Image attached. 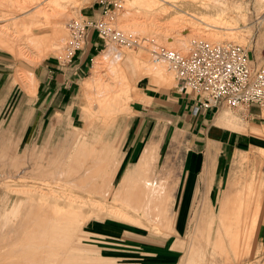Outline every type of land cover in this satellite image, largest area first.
<instances>
[{
  "label": "bare ground",
  "instance_id": "bare-ground-1",
  "mask_svg": "<svg viewBox=\"0 0 264 264\" xmlns=\"http://www.w3.org/2000/svg\"><path fill=\"white\" fill-rule=\"evenodd\" d=\"M42 1L0 0V8L5 7L20 12H25L31 7L37 6V10L33 11L34 13L28 17L29 21L23 24V28L20 31L21 35L26 33V37L23 38H26L29 44L36 45L35 47L38 49L37 56L43 55L44 43L41 36L39 37V35L33 33L32 28L34 26L41 28L49 24L52 25L54 20H56L55 18H64L65 10L76 2V0H48L43 9H38ZM164 1L176 2L177 0ZM195 1H199L202 8L209 9V7H212L216 9L217 18L214 21H210L207 17L203 18L206 24L205 27L193 28L191 26L194 23L192 24L191 19L185 17H180L176 21L165 22L163 25L156 17L169 10L170 7L167 4H161V0H131L132 8L134 5L138 8L136 12L128 11V9L123 13L121 27L125 31H133L134 34L136 32L142 37L138 38V41L136 40L142 55L140 56L139 53L129 55L130 62L127 58V62L132 65H130L134 71L132 73L140 75V78H144L143 80H146L148 76H153L159 80L171 78L173 74L168 71L166 61L159 56L161 50L171 48L187 53L190 39L197 40L203 35L211 38L209 40L211 42H223L226 38L234 39L235 42L242 40L241 35L233 27L235 24L233 25L230 19H227L229 11L241 10L242 6L240 3L234 4L228 0H193V2ZM263 1L260 0V2ZM2 10L4 9L2 8ZM12 14H6L5 12L0 14V20L7 18L6 21H8V23L6 22L7 24L0 25V45L5 47L15 58L24 57L29 61L26 56L27 46L23 45L25 47H20L12 39H9L12 34H9L7 29L15 23V25H18L17 21H15L16 18L10 16ZM41 15L42 17L40 18ZM60 21L62 22L63 20ZM187 22L189 28L186 26ZM53 27L55 29V26ZM107 28L111 29L109 25H107ZM144 35L154 36L156 39L152 43V39L149 37L143 38ZM144 39L146 40L144 41ZM153 51H155L154 53L157 56L151 61L150 55H152ZM112 56L111 52H107L96 59L93 75L85 81V90L89 91L93 88L100 90L93 99V102H96L95 108L92 106V108H88L89 106L82 107L80 121H74L70 126L74 147L78 144L81 137L84 140H89L88 130L92 128L91 126L94 123L99 126L96 127L99 128L96 130L98 139L94 140L95 143L89 140V144L85 141L82 144L85 146H82V150H80V147L76 152L68 155V161L64 160L65 167H57L54 173L49 174L56 181L62 179L63 183H71L76 188L90 186L88 192L93 196L98 194L101 200L96 201V204L86 203L78 201L77 198L71 199L69 196L57 197L53 192L38 190L35 186L34 188H31V186H10L0 181L2 198L5 196L12 197L17 202L25 201L29 206L37 205L41 201L43 204L47 201H52L56 209L60 206L58 203L61 199L62 201L65 200V207L68 208L66 212L58 209L55 210L56 212L48 214H36L40 218L30 219L33 213H24V207L21 204L12 203L8 211L0 214L4 216L0 220V264H90L85 262L86 254L83 253L84 249L77 247V245L73 246L72 232L74 229L79 230L82 225L91 220H96L94 223H100L99 221H104L108 218L139 227L147 226L141 222L138 223L139 217L136 218L135 215L129 212L121 211V204L128 205L129 208L139 211L140 217L141 214L149 213L150 218H155V220H148V222L156 229L160 227L163 229L169 225V220H172L171 213L167 211L170 191H165L163 185L161 188L154 185L149 187V189H145L146 186L139 179L140 177L147 178L144 169H142L143 171L133 172L127 168L119 185L117 184L118 187H114L123 169L122 159L120 160L117 155L116 158L114 157L115 163L105 168L103 175L100 176V181L97 182L99 178L97 173L102 167L96 166L102 163L95 160V156L92 155L88 148L93 151V148L105 145L107 138L104 140V135L106 136L109 130H112L111 126L116 124L120 118H125V114L132 113L133 110L131 108L133 99L131 95L132 85L124 72V67L117 65L113 68L115 77L120 80H117L119 81L117 93H114L112 85L106 83L101 77L100 69L104 67L102 65ZM141 58L142 62L139 60ZM23 77L20 84L25 94L29 96L35 95L38 89L36 77L32 73L27 74L25 72ZM79 100L78 102H80ZM89 103H92V100ZM153 148L152 145L146 148L147 155L153 152ZM152 159H154L152 156L140 158L143 162L139 165L145 166ZM92 160H95L93 165L91 164ZM63 169L66 173L63 172ZM249 178L250 184L243 186V181ZM223 181L225 180L223 179ZM38 198H40L39 202ZM109 202L120 205L118 207L109 206ZM263 218L264 175H250L247 172H241L234 179H227V185L220 195L217 207L212 204L202 203L194 209L193 217L190 219L193 221V227L184 239L187 251L183 256L182 264H211L213 260H216L217 255L223 259L221 262L218 261L219 263L217 264H237L249 254L252 240L256 237H263L264 233H262L263 231L260 227V222L264 220ZM261 246V250L264 251L263 241Z\"/></svg>",
  "mask_w": 264,
  "mask_h": 264
},
{
  "label": "rangeland",
  "instance_id": "rangeland-1",
  "mask_svg": "<svg viewBox=\"0 0 264 264\" xmlns=\"http://www.w3.org/2000/svg\"><path fill=\"white\" fill-rule=\"evenodd\" d=\"M228 1L233 2L234 4L240 3V5L242 6L241 10H231L229 11V13H227L228 17L226 16L228 20L230 19L233 25L235 24L233 26L235 27V31L238 32V34L242 37V40H239L236 43L240 42L239 44L249 50L251 59L254 61V65L256 67L264 69V1ZM47 2L48 0H43L38 6V9H43L46 6ZM161 4H167L168 7H170L166 13L161 14L163 16L157 15L156 17L159 22L163 25L165 24V22L168 23L170 21H176L180 17H185L191 19L192 24L194 23V25L191 27L199 28L206 26V24L204 23L205 20H203V18L207 17L210 19V21H214L217 18L216 9H213L212 7H209V9L202 8L201 3L199 1L193 2V0H177L176 2H165L164 0H161ZM71 5V7L69 6V9L67 8L65 10V14L63 16L64 18L60 17L55 18L56 20L53 19L54 22L52 23V25L49 24L48 26H44L41 28H37L36 26H34V28H32L33 33L39 35V37L41 36V38L43 39L42 41L44 43V53L42 56H37L38 49L35 47L36 45L34 46L33 44H29V41H26V38H23L26 37V33H23V35L25 34L24 36L21 35L22 33H20L21 29L23 28V24L26 21H29L28 17H30L34 13L33 11L37 10V6L31 7L25 12L15 11L14 9H11V11L9 8L5 7L0 8V14L4 12L6 14L13 13L10 16H14L16 18L15 21H17L18 25H15V23L9 26V28L7 29V32L9 34H12L10 36L11 38L9 39H12L14 43L20 45V47L27 46V51H24H26V56L29 59L28 61L24 57L15 58L8 50H6L5 47L0 45V181L10 186H31V188H34L35 186V188H37L38 190H43L45 192H53L54 194H56L57 197L69 196L71 199L77 198L78 201L96 204L95 202L100 201L101 197L98 194H94L93 196L90 192H88L90 186L76 188L72 186L71 183H63L62 179H60L59 181L57 180V182L52 175L49 176L50 173H54V170L57 167H65L64 160L68 161V155L73 154L80 147V150H82V146L85 147L84 145H82L85 141L89 144V140L94 142V140L98 139L96 130H98L99 128L96 127L99 126L96 123H94L92 126L90 125L92 128H89L88 130L89 140H84L81 137L75 147L72 143L73 135L70 133L71 124L74 121H80V113L82 107L89 106L88 108H95L94 105L96 104V102L94 103L93 99L96 97L97 93L100 90L98 88H93L89 91L85 90V81L93 75V72L95 70L96 59L107 52H111L113 54V56L110 57L107 61H105L102 65L104 67H101L100 69L102 73L101 77H103L106 83L112 85V90H114L113 92L117 93L118 83L120 80L115 77L113 73V68L117 65L122 68L124 67V72L127 74L128 79L132 85V101L136 100L138 94L141 93L138 88L143 84H147L145 86L146 89H152L154 91L159 92H166L172 87H174L177 84V81L179 80L177 79L174 71L171 69L168 62H166L167 68L169 69L168 71L173 74L171 78L169 77L164 80H159L154 78L153 76H148L146 80H143L144 78H140V75L132 73L134 71L133 69H131L132 65L129 63V55L133 53L135 55L138 53L140 56L142 55V52H140L141 50L137 44L138 38H140L141 36L136 32L134 34L133 31H125L121 27V17L123 13L128 9V11L136 12L138 8L136 7V5H134V7L132 8L131 0H113L109 10L110 15L108 16L105 15L104 8L100 5V0H76V2ZM191 6L192 8H190ZM2 8L4 10H2ZM81 16L85 17L88 21H91L93 23L95 22L99 24L102 22H106L110 23L112 26L108 24L111 28V31H109L110 34L103 36L104 38L99 35V32L97 30H95L96 37L102 42V45L98 51L93 52V61H91L90 69L87 71L86 75L81 80L82 95L80 96L79 105L75 108L72 114L70 112H49L51 110V107H47L45 112H41L38 109L36 110V108H38L37 104L35 105L37 93L33 96L25 94L22 85L20 84L21 79L24 78L23 74L24 72L27 74L32 73L35 76V67L41 64L43 59L50 55V53H53L55 55L58 62L62 61L65 64L72 63L76 59L78 53L83 49L85 41L82 43L80 51L77 52L76 56L71 60V62L68 63L65 60V50L71 38L69 24L72 20L78 19ZM41 17L42 15L40 16V18ZM6 19L7 18H2L0 20V25L7 24L8 21H6ZM60 20L63 21L61 22ZM186 24L185 25L189 28L188 22ZM53 26H55V29ZM144 37L151 38L152 43L153 40L156 39V37L150 35H144L143 38ZM201 39L211 40V38H208L204 35L199 37L197 40ZM134 40L137 41L135 42ZM145 40L146 39H144V41ZM194 41L195 40L190 39L187 51L189 50ZM225 41L235 42L234 39L232 40L230 38H226ZM154 52L155 51H153L152 55H150L151 61H153L157 56V54ZM127 58L129 59V62H127ZM139 60L141 61L142 58ZM122 84L123 83L121 78V86ZM91 100L92 103H89ZM220 114L221 115L218 116V119L216 121V123L219 125H223L239 133L244 132L248 134H252L249 132L251 128L252 130L255 129L254 133L252 134L255 136L252 140V144L245 146V148H242L243 150H237V152H235V154L233 155L231 161H227V164L223 163V165H225V168L223 167L221 170H219V177L217 180L219 183L218 185L221 184L222 186L220 191V193L222 194L227 185V179H234L235 177L239 176L241 172H247L250 175H264V111L262 112L259 110L258 116H254L252 121L243 120L238 110H231L227 107H224L220 111ZM124 116L125 118H120L116 122V124L111 126L112 130H109L108 134L106 135L107 137L104 135V140L107 138L105 145L99 146L98 148H93V151L92 149L88 148L92 155L95 156V160L99 161V163H102L96 166L102 167L100 168L101 170L99 169L100 171L97 173L99 175L97 182L100 181V176L103 175L102 173L103 171H105V168L115 163L116 155L120 158V160L123 158V146L126 145H123V142L126 138V135H128L129 127L133 120V113L125 114ZM221 120H224L225 123H221ZM156 141H158V139L155 141L153 140L151 142L155 143ZM179 141L180 136H175L173 142L178 143ZM150 145L148 144L146 148H148ZM152 146L154 147L153 152L150 155H147L148 152L145 149L141 157L147 158L152 156L154 158L150 162L146 163L145 166L139 165L143 162L142 160H139V163L137 162L132 165L126 164V166L124 167H127L130 171L133 172L143 171L142 169H144L147 178L140 177L139 179L143 183V185L146 186L145 189H149V187H153L154 185L161 188V186L163 185L165 191H170L169 183H171V177H166V172L161 177H153V173L155 171L158 172V170L166 169H168V171H171V168H166L167 160H170L171 163L172 161H174V164L177 165L183 159V154L180 152V154H175V156H173V144L171 141L168 149L164 151L163 157L159 162L158 156L160 144ZM95 160L91 161L92 165L95 163ZM125 168L121 170L118 177V181L114 185V187H118ZM226 168L228 170H226ZM63 172L66 173L64 169ZM225 172L226 176H224L223 178ZM223 179L225 181H223ZM249 180L250 178L246 181H243L242 185H249ZM220 193L217 195L201 193L199 201L194 205L191 210L190 219L193 217V211L196 206L202 203L212 204L217 207L221 195ZM169 195L170 196L168 199L167 211L171 213V192ZM39 201L40 198H38V202ZM14 202L17 203V205L21 204L24 207V213H33L30 219L40 218L36 214H48L51 212H56L55 210L58 209L66 212L68 209L67 207H65V200L62 201L61 199L58 203L60 206L56 209L54 208L52 201H47L44 204L41 201V203L37 205L29 206L25 201L17 202L16 200L12 199V197L7 196L2 198V194H0V214L8 211L10 209V205ZM108 205L118 207V205L120 204L115 205V203L113 204L109 202ZM121 211L129 212L132 215H135L136 218L139 217L140 220H137L139 221L138 223L141 222L142 224H146L147 226L149 225L148 227H144L149 232L156 233L161 231L162 227H157L159 229H156L153 225H151V223L148 222V220H155V218H150L149 213L141 214L140 217L139 211L129 208L128 205L125 204H121ZM2 218H4V216L0 215V220ZM95 221L96 220L89 221L88 223L82 225L79 230H75L73 228L74 231L72 232L74 240L73 246L77 245V247L84 249L83 253L86 254V263L89 262L90 264H93L94 262V264H112L115 261L113 264H145L144 262L133 260V256H128L130 253H127L125 251L130 249L125 248V246H123L125 244L121 243V241L109 240L107 238L100 237L94 233H90L91 230L99 226V223H94ZM170 221L172 222V220H169V225L165 226L163 229L169 228L171 224ZM263 221L264 220H261L260 222V227L263 231L262 233H264V225L261 226ZM104 222H114L119 224L125 223L123 221L111 218L104 220ZM125 224L126 226L132 228H139V226H135L130 223ZM192 227L193 221L189 220L188 231L183 237H187ZM79 234L81 235L79 236ZM262 241L264 243V235L263 237H256L254 240H252L249 254L237 264H264V251L261 250ZM180 246L183 250L180 253H183L184 256L187 251L186 242L183 241V243H180ZM183 256L180 258L181 260L179 259L177 262H175V264H182V261L184 259ZM96 258L99 260H97ZM221 258V256L217 255L216 260H213L211 264H217L223 261V259Z\"/></svg>",
  "mask_w": 264,
  "mask_h": 264
},
{
  "label": "crops",
  "instance_id": "crops-1",
  "mask_svg": "<svg viewBox=\"0 0 264 264\" xmlns=\"http://www.w3.org/2000/svg\"><path fill=\"white\" fill-rule=\"evenodd\" d=\"M101 45L96 31L92 29L88 30L83 49L72 63L58 62L53 53L43 59L34 69L38 82L36 110L45 112L47 107H51L49 112L72 114L82 95L81 80L90 69L93 52L98 51ZM146 85L138 88L141 93L131 102L133 120L123 142L126 145L123 146L122 163L123 168L126 164L137 163L148 144H160V162L172 141L173 156L181 152L183 159L177 165L174 161L171 163L167 160L166 168H171V171H153V177H161L166 172L165 176L172 179L169 183L172 222L169 228L161 229L160 233H152L144 227L136 229L137 227L132 228L125 223L101 221L90 233L121 241L125 248L130 249L125 252L130 253L128 256H133L135 261L145 264H175L183 256L180 253L183 251L180 243L185 239L183 236L188 231L191 210L199 201L200 194L220 193L222 186L218 185L217 180L219 170L225 168L223 163L231 161L237 150H243L242 148L252 144L255 129H250L252 134L239 133L217 124L220 111L227 107L223 103L195 113V98L186 92L180 81L166 92L146 89ZM238 111L243 120L252 121L254 116H258L259 110L256 106H251L247 111ZM221 123H225L224 120ZM175 136H180L178 143L173 142ZM157 139L155 143L151 142ZM126 169L127 167L123 174ZM224 176L226 172L223 178ZM263 225L264 221L261 226Z\"/></svg>",
  "mask_w": 264,
  "mask_h": 264
},
{
  "label": "built area",
  "instance_id": "built-area-1",
  "mask_svg": "<svg viewBox=\"0 0 264 264\" xmlns=\"http://www.w3.org/2000/svg\"><path fill=\"white\" fill-rule=\"evenodd\" d=\"M112 2L100 0L107 16ZM108 24L111 25L93 23L83 16L72 20L65 60L71 62L80 51L88 30H97L101 37L110 34ZM159 56L168 62L186 92L195 98V113L220 103L231 110L247 111L256 106L264 111V69L254 65L249 50L241 44L201 39L195 40L187 53L164 48Z\"/></svg>",
  "mask_w": 264,
  "mask_h": 264
}]
</instances>
